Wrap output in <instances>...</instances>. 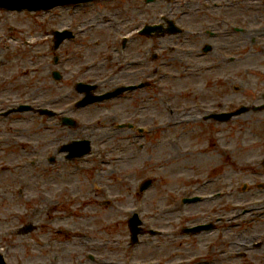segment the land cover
<instances>
[{"label":"rangeland","instance_id":"rangeland-1","mask_svg":"<svg viewBox=\"0 0 264 264\" xmlns=\"http://www.w3.org/2000/svg\"><path fill=\"white\" fill-rule=\"evenodd\" d=\"M240 1L104 0L99 8L0 10V110L29 104L58 113L0 117V251L8 264H177L184 258L264 264V237L255 240L264 233V109L226 123L202 118L263 103L264 0H250L244 11ZM213 2L232 4L222 15L244 31L210 25ZM163 17L187 32L134 33ZM66 27L76 39L58 48L54 63L51 31ZM206 28L225 31L212 38ZM205 44L213 50L204 54ZM53 71L62 79L55 81ZM78 81L99 82L98 92L138 81L150 86L76 109ZM60 115L78 125H62ZM120 123L146 130L117 129ZM83 138L91 140L89 155L66 160L58 152ZM146 179L152 186L140 193ZM192 195L211 198L182 203ZM133 212L146 227L169 234L142 235L130 246ZM210 221L211 231L187 236L181 230ZM29 224L34 230L20 233Z\"/></svg>","mask_w":264,"mask_h":264},{"label":"water","instance_id":"water-1","mask_svg":"<svg viewBox=\"0 0 264 264\" xmlns=\"http://www.w3.org/2000/svg\"><path fill=\"white\" fill-rule=\"evenodd\" d=\"M66 1H73V0H45V1H42L43 3H41L40 5L38 6H32V5H29L28 2L24 3V4H21L20 0H0V7H4V6H7L8 9H21L23 7H26L28 9H48L52 6H55L57 4H62V3H65ZM78 1H82V0H74L73 2H78ZM151 30V28H148L147 29V32ZM63 39V37H60L58 39V41L56 42V45L55 47L58 46V44L60 43V41ZM56 76V75H55ZM121 90H117L113 93H109L105 96H101V97H96V98H85L82 102H80L78 105H85V104H88V103H91L93 101H97V100H103V99H106V98H109L111 96H114L116 94H118ZM25 109H30L29 106H21L19 108L20 111H23ZM43 113H45L44 111H42ZM230 115H228L229 117ZM64 122L66 123H71V120L70 119H64ZM84 143V144H83ZM83 143H78V142H75V143H72L71 145H69L68 148L71 153L75 152L77 155H81V154H84L86 152L89 151V142H83ZM75 156V155H74Z\"/></svg>","mask_w":264,"mask_h":264}]
</instances>
